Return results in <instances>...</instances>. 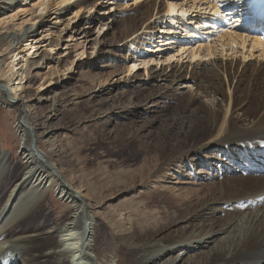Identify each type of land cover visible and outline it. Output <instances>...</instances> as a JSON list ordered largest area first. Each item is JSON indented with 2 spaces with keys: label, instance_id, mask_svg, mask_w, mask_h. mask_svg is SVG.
I'll use <instances>...</instances> for the list:
<instances>
[{
  "label": "bare ground",
  "instance_id": "obj_1",
  "mask_svg": "<svg viewBox=\"0 0 264 264\" xmlns=\"http://www.w3.org/2000/svg\"><path fill=\"white\" fill-rule=\"evenodd\" d=\"M116 1L0 0V26L5 29L0 33V99L4 101L0 110L8 102V106L18 113L17 133L22 157L21 164L19 161L15 164V157L5 159L0 156V194L19 170H23L22 176L3 196L4 201L0 195V264H121L117 260L121 250L127 264H142L149 257L146 264H154L153 253L157 252L160 259L164 257L165 244L173 251L195 244L193 250L186 253L188 255L203 248L207 238L212 240L210 252L200 261H194L191 256L184 264H264V210L256 223H253L252 216L256 213H246L252 202L258 207L259 200L264 197V30L259 25L262 18L244 9L243 3L249 0H164L162 14L156 18L160 25L151 31L143 28L144 46L134 51L133 58L124 60L128 64L121 73L126 75L112 78L107 86L96 91L98 95L91 92L88 101H84L100 109L108 106L105 117L108 122L119 114L125 120L142 119L143 108L135 107L131 111L129 108L132 107L121 106L123 101L127 102L125 98L129 104H133L134 98L139 102L140 96L149 88L154 92L142 95L145 97L141 100L145 102L144 109L166 106V112L174 105L169 102L170 98L185 102L181 114L187 112L189 117L183 115L179 120L172 119V124L178 123L175 125L180 130L173 133L170 125L163 134L162 142L155 147L158 162H176L179 172L185 167L192 171L195 165H204L216 172L213 178L219 183L193 190L195 199L179 206L182 215H172L174 212L171 211L163 221L159 211L146 212L143 209L144 200L132 205V201L124 202L118 208L119 213L105 218L112 229L108 241L116 245L110 246L104 234L99 233L101 222L98 224L99 218L92 209L100 205L106 193L112 194L111 187L104 184L97 189L93 183L83 185L81 182L73 186L63 179L62 171L51 160V153L40 147L39 140L51 134L53 127L58 129L52 124L54 117L47 121L49 116L56 115L62 97L56 91L38 95L39 101L50 102L51 115L43 118V115L32 114L36 104H27L38 92L30 97L29 88L36 80V84L42 82L38 88L43 87L47 77L51 83L47 88L57 85L50 81L51 77L72 76L74 64L87 59L88 50L96 53L98 48L108 44L104 34L111 28V23L117 22L114 14L117 8L113 6ZM257 2L264 5V0ZM104 3L109 6L105 8L109 17H105L106 11L98 14L107 30L102 35L97 33L92 48L88 39L94 36L95 28L89 34L86 27L74 25L72 34L65 39L72 19L78 20V14L82 12L81 19L86 23ZM129 3L130 0L126 2L125 10L140 2L131 0ZM53 9L58 13L53 19L65 23L64 28L59 26L62 30L45 29L44 23L47 22H42V15ZM72 9H76L72 19L65 21L63 16ZM131 26L123 21L119 30L127 35ZM38 28L46 31L42 30L43 35L35 40ZM170 32L179 34L177 39L180 40L166 38ZM260 33L262 36L258 35ZM79 37L85 41L78 43ZM133 42L131 39L130 45L133 46ZM6 43L20 45L9 48ZM60 43L64 45L63 49H58L60 53L52 52ZM160 43L164 49L158 46ZM20 47L21 50L17 51ZM71 50L74 57L67 58L62 68L61 61ZM5 53L12 55L9 57L11 61L3 58ZM216 53L218 57L230 58L229 61L224 62L222 57L215 60ZM34 59H38L42 69L47 71L29 77L26 72L32 74V70L39 69L34 68L36 61L31 62ZM238 65H242L240 73L236 71ZM144 77L146 80L141 82ZM128 80L131 81L127 83ZM129 83L134 85L130 87ZM192 83L194 90H191ZM73 96V99L63 100L62 103L68 105L63 104L61 108L70 105L74 108L82 103L80 96ZM101 97L104 98L101 100ZM107 101L109 105H103ZM116 110H119L118 114ZM153 121L142 122L140 131L150 128ZM126 131L129 133L130 129ZM170 140L179 145L171 147ZM146 150H151L149 145ZM204 175L208 174L205 172ZM50 192L56 193L57 198L67 205V213L60 221H51V214L44 212ZM175 201L177 199L173 198L170 203ZM165 207L170 211L168 206ZM211 215L215 216L212 222L209 221ZM239 215L242 217L234 224L236 229L229 230V235L222 237ZM38 217L42 220H36ZM117 244L122 249H118ZM177 259L181 261L183 257L174 258V262Z\"/></svg>",
  "mask_w": 264,
  "mask_h": 264
},
{
  "label": "rangeland",
  "instance_id": "obj_2",
  "mask_svg": "<svg viewBox=\"0 0 264 264\" xmlns=\"http://www.w3.org/2000/svg\"><path fill=\"white\" fill-rule=\"evenodd\" d=\"M128 1L129 0H118L116 1V5H113L115 8H117V12H119V14H116L117 12L114 13L115 15H117V22L115 21L111 23V28L104 34V39L108 44L101 46L100 49L98 48V51L96 53L95 50H88L87 59L74 64L75 73L72 76H61L55 78L51 77L50 81L52 83L56 82L57 85L47 88L46 86L48 84L50 85L51 83L48 82L49 78L47 77L48 74H46L48 81L44 82L43 87L38 88V84L42 82L36 84L37 80H34L35 84H32V87L28 90V96L30 97L38 91L35 96L31 98V102H28L27 104H36L34 106L35 109L32 110V114H39L41 116L43 115V118L51 115L49 109L50 102H44L42 100L39 101V94L44 92L53 93L56 91L57 94L62 97V102L67 98L73 99V95H78L81 97L82 103L78 106L75 105L74 108L71 105L66 106L65 108H61L62 106H64L63 104L68 105L66 102H61V107L57 108V110L59 109L56 113L57 116H53L52 114L51 116H49V119L47 121L49 122L50 118L54 117V121L52 120V124L58 126V129L53 127L51 129V134H48L47 136L40 139L39 144L44 152L47 151L51 153V160L55 164V166L58 167L57 169L62 171L61 174H63V179L67 180V182L69 183L71 182L73 186L76 187L81 182L83 185L93 183L97 189H99L104 184H106L105 186L111 187L112 194L109 195L106 193L100 205H98L97 208L93 207L92 209V212L97 213V216L95 217H97V219L99 218L98 224H100L101 222V230L99 231V233H101L100 235L104 234L103 237H106L107 241L111 240V236L109 235L111 234L112 229L111 226L106 223L105 218L110 217V215L112 214L119 213L118 208L124 202L130 203L132 201V205L135 202L144 200L143 203H145L146 205L143 207V209H145L146 212H154L156 210L159 211V215H162L163 221H165L167 219L166 217L170 215L171 211L174 212V214L172 215H182L180 213L179 206L183 202H190L191 199H195V196L192 195L193 190L195 191L196 189L205 188L210 184H217L218 182L217 179L213 178V174H215L216 172L213 173L212 169L208 170V168L204 165H195L192 171H190L189 167H185L182 169V171L180 170L179 172L176 162L168 161L163 164H160V162H158V152L155 150V147L159 144V142H162L161 140L163 134H165L170 125L172 126L171 131H173V133H176L180 130V127L176 126L178 125V123H175L176 125H174L176 127H173L174 125L172 124V119L174 118L175 120H179V116L183 115L189 117V114H187V112L181 114L182 108L185 105V102H182V99H179L176 102L170 100V98L169 102L172 101L174 105L166 112H164L166 106L162 105L161 106L163 108L160 109L157 107L151 109V112V110L144 109L146 108L145 102L141 101L143 100V98H145L144 96L146 93L151 94L154 92L151 88H149L150 90L148 89V92L145 91L143 93L144 96H142L143 94L140 96L139 102H137L136 98H134L133 104H129L128 99L125 98L124 100H127V102L123 101L124 103H122L121 106V108L132 107L129 108L131 111H133L135 107H138L137 109L143 108L144 115L141 116L143 117L142 119L131 118V120H125L122 118V116H119V114L113 117V119H111L109 122L105 120V117L107 116L106 108L108 106L101 107L100 109V107H91L92 105L84 102L86 100L88 101V95H90L91 92L95 94L96 91H99L102 86H107L112 78L114 79V77H116L118 79L122 75H126L121 73V71L124 69V66L128 64L127 60H124L133 58L134 51H136L140 47H143L144 42H146V36L145 32H143V28L146 27V29L148 28V31H151L152 29L156 28V26L160 25H158L157 22L159 20L156 18L162 14V5L164 0H138L140 3L132 6L128 10H125L124 8L126 7V2ZM108 7V4L104 3L102 5L103 9L101 8L97 11H99V14H103L106 11L105 17H109V15L107 16L108 10H105V8ZM73 10L75 11L76 9L68 11V13L63 16V19L65 21H67L68 18L72 19L74 13ZM58 12L60 13V11ZM191 12L192 11H190V13ZM190 13L188 14V16H190ZM80 14H78L80 16L78 20H71L72 25H70V28L67 29L68 34L65 36V39L68 35L72 34L74 25H79L81 28L86 27V32H89V34L95 31V29L93 30V25H95L96 23L95 21H92L94 19H97V17H93L90 21L85 23V21L81 19L83 13L81 12ZM156 14L157 16H155ZM56 15H58V13H55L54 9L47 15H42V22H47L44 23L45 26H47L45 27V29L51 30L52 28H54V30L56 31L57 28L58 30H60V27H65V23H63V25L62 23H58L53 19L56 17ZM19 17L22 18V16ZM20 21L21 20H18L17 22L20 23ZM39 21L40 19L36 20L35 22ZM123 21H126L128 24L130 23L132 25L130 27L131 30L128 31L127 35L122 34L120 31ZM55 22L56 24H54ZM85 24H91L89 26L90 28H87L88 25L85 26ZM27 25H25V27ZM5 26L6 24L3 25L4 28ZM35 26H37V23L35 24ZM45 29L38 28L36 30L34 39L37 40V38H40L43 35L41 33L42 30L46 31ZM3 32H5V29H1L0 26V33ZM150 33L153 34L154 32L152 31ZM79 38L80 39L78 43L85 41V39H82L81 37ZM91 39L92 40L90 46L92 48V44L94 43H92V41L94 40V38L92 37ZM131 39H133L134 41L133 46L129 43ZM48 41L43 44L46 45ZM6 44V46H9V48L14 46H17L16 48H18L20 45H15L12 43ZM24 45L25 44H23V46ZM158 46L161 49H163L164 47L162 44H159ZM63 47L64 45L60 43L58 47L52 49V52L60 53L58 49H63ZM21 48L22 47L17 49V51L21 50ZM72 53L73 50H71L63 58L60 65L62 68L64 67V64H66L65 60L67 58H69L70 60V57H74ZM11 56V54L5 53V56L3 58L11 61V59H9V57ZM147 56L145 55V57ZM215 57L214 58L216 60L217 58L222 56L218 57L217 54ZM206 59L208 60L209 58L207 57ZM222 59L224 62H226L229 61L230 58L222 57ZM31 62H35L36 66L34 68L39 69L35 72L34 70H32V74H30L28 71L25 75L30 77V75H34L35 73H42L47 71V69H42V67L40 66L41 62L38 61V59H34ZM62 68L60 69L62 70ZM237 68L236 71L240 73L242 70V65H238ZM249 72L250 70H248V73ZM141 73L143 72L141 71ZM92 77L93 82H90V79ZM142 80H146L145 77L141 79V82ZM130 81L131 80H128L127 83ZM133 85L134 84L132 83L130 87ZM192 85H194V83H192ZM194 89H196L195 85L191 88V90ZM105 91L107 92L106 89ZM96 94L98 95V93ZM103 98L101 97L99 99L102 100ZM200 101L204 103L205 99L203 100V98H200ZM3 102L4 101L0 99V104H3ZM5 103L6 106H4L3 109L0 110V156H5V159L15 157V164L17 163V161H19V163L21 164V144L17 133L18 113L16 112L15 108L8 106V102ZM103 103V105H109L108 101ZM164 103L168 105L167 102ZM13 104H15V102H13ZM116 112L118 114L119 110H116ZM144 121L146 123H152L153 121V125L146 130L140 131V127L142 126V122ZM126 129H130V132L128 133ZM148 145L151 150L147 151L146 148L148 147ZM170 145L171 147H177L179 143L177 141L170 140ZM162 150H164V148H162ZM12 166H14V164H11V167ZM17 167H20V165L17 164ZM205 172L208 174L207 176L204 175ZM22 173L23 170L20 169L19 172L15 175L13 181L0 194L1 199H3L2 201H4L3 196L5 197V195H7L13 183H15V181H17L22 176ZM49 198L50 200L45 204L46 207L44 208V212L47 214H51V221H60L67 213V205L57 198L56 193L53 194V192H50ZM173 198L175 200L177 199V201L171 204L170 200ZM86 202L89 204L92 203L89 201ZM255 203L252 202L250 205L251 209L246 212L249 213L252 211L256 213L252 215L254 216L253 223H256V220H259L263 215L262 211L264 210V197L259 200L260 205L258 207L253 206ZM165 206H168L170 208V211L164 209ZM241 217L242 216L240 215L236 217L231 226L226 228L225 233L222 235V237H226L229 235V230H232L234 228L235 223L240 222ZM40 219L41 217H38V219L36 220L40 221ZM214 219L215 216L213 215L209 217V221L211 222L214 221ZM204 242H207V244L204 243L205 246H203V248L196 252H193L192 254H190L189 252L188 255H186V253L188 251H192V248L195 246V244H192L191 246H183V248H179V250L177 251H173L171 247L167 248L165 244L163 246L166 253L164 257L160 259L157 252L153 253V260L155 261L154 264H168L169 262V264H184L186 260L189 259L190 261L191 256L194 261H200L202 259V256H204V254L206 253L208 254L213 246L210 243L212 242V240H209L208 238L204 240ZM107 244L113 247L116 246L115 244L112 245V242L110 243V241H108ZM118 249H122L120 248V245H118ZM118 257V263L120 262L121 264H127L126 256L124 252H122V250L119 252ZM176 257H183V259L181 261H178L177 259V261L174 262V258ZM147 259H150V257ZM147 259L143 260L142 264H146Z\"/></svg>",
  "mask_w": 264,
  "mask_h": 264
}]
</instances>
